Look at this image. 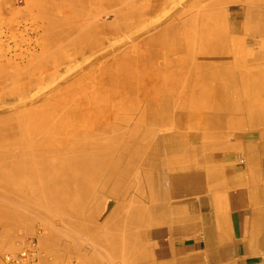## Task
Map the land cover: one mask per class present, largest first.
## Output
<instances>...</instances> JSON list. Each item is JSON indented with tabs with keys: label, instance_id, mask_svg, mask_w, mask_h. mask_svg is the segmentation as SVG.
Returning <instances> with one entry per match:
<instances>
[{
	"label": "bare ground",
	"instance_id": "bare-ground-1",
	"mask_svg": "<svg viewBox=\"0 0 264 264\" xmlns=\"http://www.w3.org/2000/svg\"><path fill=\"white\" fill-rule=\"evenodd\" d=\"M1 1L0 10L6 12L7 0ZM47 2L46 5L42 2L43 7L38 3V11L43 17L45 41L39 44V52L34 51L36 54L33 61L23 66H26L23 71L25 73L26 70V75L33 71L35 74L38 73V76L26 79L28 76L24 77L22 73L20 76L11 75L10 67H18L19 63L6 59V55L5 60L0 58V87H2L0 88V158L2 160L0 168L7 166L8 158L29 159L31 166L36 162L42 163L48 156L52 158L59 152L67 151L72 138L58 140L57 137L55 143L51 142V137L57 135L58 131H76L79 135L95 136V139L98 138V131L108 132L112 127V110L107 107L112 104V90L116 97H121L125 89L136 93L132 94V100L137 103L131 107L130 118L125 121L123 119L122 123L118 122L125 126L123 130L128 131V138L131 141L141 139L167 145L182 142L184 136L193 139L192 134H161L156 126L174 121L180 127L186 120L188 123L196 117L191 106L197 83L206 81L208 86L211 85L214 105L225 107L227 110L225 113L205 115L204 119L212 126H223L228 123L227 127L233 125L238 127L237 124L245 118L243 109L249 102V99L241 96L243 88L246 87L245 80L254 74L264 83V0H208L205 4L199 5L198 12L193 17L188 14L197 6L198 0H49ZM169 3L172 5L168 7ZM178 4H182L181 7L178 8ZM222 4L224 6H221ZM104 5L106 10L97 12V8ZM180 9L183 10L178 13ZM161 13L162 16L159 17ZM36 15L38 18V14ZM109 17L111 20L106 21ZM190 24L197 29L196 40L204 39L203 43L196 45L188 42L185 29ZM126 34H128L127 38H131L129 43L133 44L124 52L116 49L115 52L112 51V38L121 35L124 38ZM37 41L39 43V40ZM112 74L121 78L113 79ZM42 78L52 80L48 94L45 96L41 94L42 104L45 107L55 105L60 111V117L57 119H60V122L61 119L65 121L64 123L67 122L66 127L64 124L61 128L60 122H57L59 120H52L55 122L54 125L50 122L52 127L46 125L47 123H44L46 126L37 125L38 128L26 124V121L35 114L32 107L37 103L32 106L37 99L33 98L36 94H32L31 97L27 95ZM9 82L16 84L14 85L19 88L16 90L18 93L22 92L20 96L18 95L19 98L13 91L8 90L4 93L3 89ZM161 87H163L162 92L165 91L164 87L171 90L168 96L163 92L165 93L163 97H152L155 91L151 90ZM41 88L45 90L43 88L47 87ZM230 93L239 95L236 103L230 100L228 96ZM20 99L24 100L22 104ZM99 100L105 102V108H99L100 104L96 103ZM119 100L115 99V102L120 103ZM162 103H167L169 106L160 108ZM23 105L27 106L20 109ZM55 107H51V110L56 111ZM255 108H257V112H254L256 114L252 113L251 109L247 110L250 111L248 114L259 115L262 118L263 109L260 106ZM75 119H78V123H71ZM145 124L150 126L141 128ZM119 128L120 125L115 124V129L119 131ZM36 134L39 136L35 138ZM217 143L212 144L214 149L210 154L212 161L232 156L241 141L222 140ZM148 159L149 156L141 152L134 163L145 164L147 167L150 163ZM104 163V169L112 167V162L104 160ZM57 168L58 165H52L49 170H57ZM128 173L129 171L125 172L127 177ZM196 174L199 175V172H195L192 166H187L180 171H169L163 174L161 179L157 177L154 183L144 178L140 183L141 190L138 189L135 196L127 190L112 192L111 195L116 200V210L112 213V219L123 210L130 212L132 210L130 206L134 202L140 209L139 203L141 205L143 203L148 212L162 208L170 209L175 213L184 212V208L182 209L181 205L173 200L166 204L162 200L153 205L151 196L146 194L144 189L150 186L160 188V184L162 183V186L167 181L168 186L165 189L169 191L170 199L179 198L178 186L190 185L191 180L197 179ZM200 178L202 180V175ZM161 189L163 192L160 195L164 197L165 190L163 187ZM186 190H184L186 196H190V188L187 187ZM3 195L4 193L0 192V196ZM9 196H4L2 204L9 206L19 203L30 206L24 200ZM12 213V215L7 213L6 216L10 219L25 217L20 211ZM183 219H185L184 214L176 222L180 223ZM124 221L125 227H122V230L125 232L124 248L127 251H124L127 255L122 264H166L164 259L169 256L172 258L174 251L168 249L166 251L163 248L160 237L164 231L161 227L148 229L147 220L129 214ZM139 221L141 225L138 227L136 222ZM116 222L118 227V221ZM176 226L170 229L172 235L182 234L189 229L187 225L183 230L179 225ZM125 228L131 232L140 228V240L132 239L133 233L127 236ZM48 232L49 236L55 233L52 229H48ZM153 237L158 238L156 243L148 241ZM44 243L50 242L44 238ZM113 244L116 249L115 256L118 257L120 255L118 236L113 239ZM133 251L134 255H130L129 253L132 254ZM61 256V254L57 255L56 258L60 259ZM87 264L98 263L88 258Z\"/></svg>",
	"mask_w": 264,
	"mask_h": 264
},
{
	"label": "rangeland",
	"instance_id": "rangeland-1",
	"mask_svg": "<svg viewBox=\"0 0 264 264\" xmlns=\"http://www.w3.org/2000/svg\"><path fill=\"white\" fill-rule=\"evenodd\" d=\"M47 1L49 0H28V2L26 0H7V11L0 10V27H2L0 28V58L5 60L6 55V59H11V61L19 63L18 67H10L9 73L11 75L20 76L22 73L24 77L28 76L26 79H33V77L38 76V73L35 74L33 71L30 73L35 76L31 74L26 75V70L25 73L23 72L26 66H23L33 61L36 52L40 51L38 49L39 44L45 41L43 17L42 13L38 11V3L43 7L42 2L46 5L48 3ZM207 1L208 0H198L197 6L194 7L188 16H195L198 12L197 8L200 7L199 5H203ZM1 2L0 0V4ZM171 5L172 3H169L168 7ZM181 5L182 4H178L177 7L179 8ZM221 6H224V4ZM103 10H106L105 5L97 8V12H102ZM182 10L183 9H180L178 13H181ZM162 13L159 17L162 16ZM36 14H38V18H36ZM109 19L111 20L109 17L106 21H110ZM185 32L188 42L195 43L196 45L204 42V39L196 40L197 29L193 24L186 27ZM35 35L38 36L37 39ZM126 36H128V34H126L124 38L123 35L112 38V51L122 50L124 52L133 44L132 42L129 43L131 38L129 37V39ZM120 38L122 41H120ZM37 40H39V43ZM126 40L128 41L127 43ZM34 51L36 52L34 53ZM33 53L34 55H32ZM25 55L28 57H25ZM112 76H114L113 79H117V77L121 78L114 74H112ZM259 80L260 79L253 74L245 80L246 87L243 88L241 96L249 99V102L243 109V116L245 115V118L240 124H237V126L239 125L238 127L234 125L232 127H227L229 125L228 123L223 126H212L204 119L205 115L225 113L227 110L225 107L220 108L214 105L215 99L212 97L213 89L211 85L208 86V84L205 83L206 81H202L195 86L196 94L191 106V110L196 114L195 118L190 122L188 121V123L186 120L180 127H178V124H176L177 122L174 121L156 126L157 131L161 134H192L193 139H188L184 136L182 139H185L182 140V142L178 141L176 144L168 143L167 145L155 144V142L141 139L131 141L127 136L128 131L123 130L125 126L120 123L123 122V119L125 121L130 118L132 113L131 107L134 106V103H137L132 100V94L136 93L125 89L121 97H116L112 90V104L110 103L109 106H107L109 110H112V127L108 129V132L98 131V138L95 139V136H86V134L79 135L76 131H58L57 135L51 137L52 139L48 138V140L51 139V142L55 143L54 140L57 137L58 140L59 138H72L73 140H70V148L67 151L59 152L56 156H52V158L48 156L42 163L36 162V164H32L31 166L29 165V159L27 160L23 157L14 159L8 158L7 166L0 168V192L4 193L3 196H0V255L5 252L17 251L27 240L33 238L36 241L39 256L44 263L87 264V259L89 258L96 260L98 264H122L127 255V250L124 248L125 232L122 230V227H125L124 218L127 217L128 214L147 220V228L152 230L160 227L167 229V227H170V225L172 226V224L180 225V228L183 230L185 225L188 227L193 225L194 222L191 221L187 222L182 220L185 225H181L180 223L182 222H176L184 213L187 212L188 214L187 210L175 213L171 212L170 209L162 208L161 210H149L148 212L145 205L139 203L141 209L143 207L141 211L139 207H136L137 203L135 202L130 206L132 209L130 212L123 210L119 215H114L112 219V213L116 210V200L111 194L112 192L117 193L127 190L132 196H135L137 191H139L138 189H140L141 180L143 181L144 178H146L148 182L154 183L153 181H155L157 177L161 179L163 178V174L169 171L176 172L182 170L184 167L187 168V166H192V169L195 172H199V175H197L198 173L196 174L195 177L197 179L195 181L191 180L192 182L190 185H183V187L178 186L177 191L180 194L179 198L170 199L168 194L169 191L165 189V187L168 186L167 181L164 182L162 186L161 183L160 188L150 186L148 189H144V192L151 196L153 205L162 200H164L163 202H165V204L173 200L178 204L180 202L183 209L182 204L188 201L189 198V196H186L184 190L189 187L191 194H193L192 191L196 192L201 189L203 180L205 182L212 176L210 173L211 167L213 165H218L219 160H210V154L212 150H214L212 149V144L218 141L221 142L222 140L226 142H237L240 140V137H237L239 131L241 135H243L249 128H253L248 125L249 122L261 121L263 118L259 117V115H252L255 111L257 112V108L255 107L264 106V100H258L257 87L259 84V88L264 87V83H260ZM51 81L52 80L42 78L41 82L33 88L34 91H32V89V92L30 91L27 95L30 97L32 94L39 95L33 96V98L39 99L33 102L32 106L36 105L35 107L37 108L32 107L35 114L29 121H26L28 126L34 125V127L36 126V128H38L41 124L47 123L46 125L52 127L55 123L52 120H59L57 122H60V119H57L60 117L58 108L55 107V105H48L45 107L44 104H42V95L45 96L48 94L50 90L49 86L52 84ZM14 84L15 83L9 82L3 89L4 93L10 90V92L13 91L16 96H20L22 92L18 93L16 90L19 88ZM40 84L47 88H43L45 90H42V86H39ZM0 88L2 89V87ZM162 88L163 87L159 89L154 88L151 90L155 91L152 97H163L165 93H167L168 96L171 90H169L168 87H164L165 91L163 92L165 93H163ZM166 88H168V90ZM158 90H160V92ZM228 96L231 101L236 103L239 95L230 93ZM115 99H120V103H116ZM23 101L24 100H21L20 103L22 104ZM96 103L100 104V109L105 108V102L99 100ZM27 105L20 106V109H24ZM168 106L167 103H162L160 108ZM51 107H55L56 111H52ZM249 109L252 111L251 115L248 114L250 111L248 112L247 110ZM61 120V128L64 124V127H66L67 122L64 123L65 121L63 119ZM50 122L53 124L51 125ZM75 122L78 123V119L73 120L71 123ZM115 124L120 125L119 131L115 129ZM46 125L44 124V126ZM149 126L150 125L145 124L141 128ZM37 136L39 135L36 134L35 138ZM219 142L217 144H219ZM242 147L243 143L241 142L231 155L234 154L236 157H239L243 151ZM141 152L149 156L148 160L150 163L147 167H145V164H140L139 161H137L139 164L134 163ZM104 160L112 162V167H106V169H104ZM0 162H2L1 158ZM49 163L51 165H49ZM52 165H58L57 170H49ZM23 168L26 171L23 170ZM30 169H32L31 172ZM126 171H129L128 177L126 176L127 174H125ZM35 172L37 175L34 174ZM201 175L202 180L200 178ZM162 187L165 190L164 197L160 195L163 192L161 189ZM5 195L24 200L29 203L30 206L27 207L19 203H17L18 205L13 203V205L9 206L2 204ZM16 211L23 212L25 217L17 219H10L7 217L8 214L11 213L12 215V212ZM116 221H118V227ZM136 225L139 227L141 221L138 223L136 222ZM120 227L121 229H118ZM48 229L54 230L55 233L49 236ZM125 231L127 236L133 233L134 236L132 239L140 240V228L134 229L132 232L125 228ZM182 234H186V232ZM116 235L120 238V255L118 257L115 256L116 249L113 244V239L117 237ZM166 235L167 233L165 232L160 237L164 244L163 246H166L167 243L164 239ZM44 238L50 243H44ZM4 240L6 242H3ZM157 240V237H153L148 241L156 243ZM180 253L181 254L177 253L176 256L173 254L172 258L171 256L165 258V263L189 264L190 262L191 264H198L203 259L200 253H193L191 255L184 252ZM60 254L62 258H56V256ZM129 254L134 255V251L132 254Z\"/></svg>",
	"mask_w": 264,
	"mask_h": 264
},
{
	"label": "crops",
	"instance_id": "crops-1",
	"mask_svg": "<svg viewBox=\"0 0 264 264\" xmlns=\"http://www.w3.org/2000/svg\"><path fill=\"white\" fill-rule=\"evenodd\" d=\"M259 86L262 101L264 87ZM248 125L253 128L238 132L242 154L220 158L211 167L212 176L182 204L192 227L174 235L170 229L177 224L162 228L167 233L163 248L174 256L200 253L198 264H264V115Z\"/></svg>",
	"mask_w": 264,
	"mask_h": 264
},
{
	"label": "built area",
	"instance_id": "built-area-1",
	"mask_svg": "<svg viewBox=\"0 0 264 264\" xmlns=\"http://www.w3.org/2000/svg\"><path fill=\"white\" fill-rule=\"evenodd\" d=\"M0 264H54L44 263L39 256L35 239L27 240L17 251L0 255ZM75 264V263H71Z\"/></svg>",
	"mask_w": 264,
	"mask_h": 264
}]
</instances>
